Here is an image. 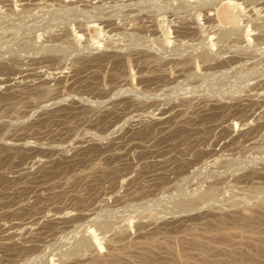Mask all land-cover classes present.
Wrapping results in <instances>:
<instances>
[{"label":"rangeland","instance_id":"374dc122","mask_svg":"<svg viewBox=\"0 0 264 264\" xmlns=\"http://www.w3.org/2000/svg\"><path fill=\"white\" fill-rule=\"evenodd\" d=\"M0 264H264V0H0Z\"/></svg>","mask_w":264,"mask_h":264},{"label":"bare ground","instance_id":"6f19581e","mask_svg":"<svg viewBox=\"0 0 264 264\" xmlns=\"http://www.w3.org/2000/svg\"><path fill=\"white\" fill-rule=\"evenodd\" d=\"M185 1V0H184ZM177 2H179V1H177ZM180 3V2H179ZM182 3V2H181ZM176 4H178V3H176ZM181 6V5H180ZM228 6H225V7H223L221 10H220V12H219V15H218V17L219 18H221V19H225L226 17H227V15H228V8H227ZM116 8V7H115ZM215 25V24H214ZM191 26V25H190ZM196 27V26H195ZM216 27V26H215ZM215 34V33H214ZM226 35V34H225ZM221 38V37H220ZM224 38V37H223ZM227 39V38H226ZM34 44V43H33ZM161 44V43H160ZM221 44V43H220ZM24 46H26V45H24ZM29 46V45H28ZM160 47V46H159ZM28 49V48H27ZM63 52V51H62ZM201 55V54H200ZM200 57V56H199ZM203 57H205V56H203ZM210 58V57H209ZM202 59V58H201ZM203 61H204V59H203ZM194 73V72H193ZM220 74V73H219ZM205 75V74H204ZM220 77V76H219ZM193 78V77H192ZM216 78V77H215ZM223 79V78H222ZM225 81H227V79L225 80ZM217 83V82H216ZM222 86V85H221ZM226 87V86H225ZM128 89V88H127ZM211 191V190H210ZM206 193H207V191H206ZM211 195V194H210ZM208 197V196H207ZM262 206V205H261ZM248 219H250V218H248ZM249 221V220H248ZM247 221V222H248ZM246 222V223H247ZM249 223V222H248ZM97 226H99V225H97ZM90 227V226H89ZM102 227V226H101ZM91 228V227H90ZM90 233L92 234V232L90 231ZM89 233V234H90ZM94 233V232H93ZM81 238H79V240H80ZM82 242V241H81ZM262 244H263V242H262Z\"/></svg>","mask_w":264,"mask_h":264}]
</instances>
